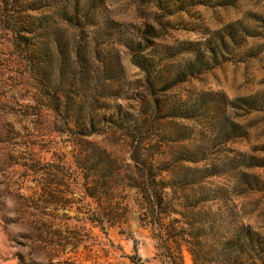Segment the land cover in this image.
<instances>
[{
    "label": "rangeland",
    "instance_id": "rangeland-1",
    "mask_svg": "<svg viewBox=\"0 0 264 264\" xmlns=\"http://www.w3.org/2000/svg\"><path fill=\"white\" fill-rule=\"evenodd\" d=\"M85 50L112 87L92 135L53 101ZM199 233L264 264V0H0V264H217Z\"/></svg>",
    "mask_w": 264,
    "mask_h": 264
},
{
    "label": "trees",
    "instance_id": "trees-1",
    "mask_svg": "<svg viewBox=\"0 0 264 264\" xmlns=\"http://www.w3.org/2000/svg\"><path fill=\"white\" fill-rule=\"evenodd\" d=\"M92 43V41L88 40L85 44H86V49H88L89 44ZM84 54L86 56L83 57V59L81 58L78 62V67L81 68L80 73L77 74V76L81 77V80L83 81L84 86L81 88L82 92H81V101L79 102L77 107H73L69 101L70 104H67V102H65V98H70V96H63L61 93L57 92V95L55 98H53L54 104H55V109L60 113L61 117H65L66 113H74L77 117L82 118L81 119V127L82 130L84 131L83 133L85 135H92L93 134V129L96 127V125L102 120L101 118L105 119L106 118V114H103V111H105V109H109L108 106L105 105H101V101L102 99H105V97H107L108 95H111L112 92V87L107 86L105 89H103L102 87H89V80H88V76H91V74L93 73V67H97L96 64H93L91 61H93L90 57L87 58V55H89V51L85 50ZM38 56L43 57L42 62H44L46 59L44 56V52L43 49L41 48L40 51L38 50L37 53ZM41 62V61H40ZM94 62V61H93ZM115 62L118 66V68L123 70L122 64L120 62V59L117 58L115 59ZM95 63V62H94ZM147 63V64H146ZM146 63L143 62L141 63V66L146 69L150 76H149V83L151 85V87L156 88L159 85V82L155 81L154 78H152V67L149 66L151 64H149V60H146ZM35 65V64H34ZM42 65V64H40ZM99 68H96L95 71H97V76L100 83L101 84H105L107 82V78L105 77L104 71L102 70H98ZM105 69H108V66L105 67ZM34 74L37 76V78L42 80V75H43V66H35L34 67ZM168 77L164 76L163 74H160L157 79L159 81H162L163 79L166 81ZM89 82V83H88ZM41 86L43 87V89H47L45 84L42 82ZM46 91V90H45ZM67 104V106H66ZM177 106H174L173 109H176ZM183 108L186 109L187 111V106H184ZM67 114V115H68ZM183 117H188L187 112H182ZM68 122H70V120H66ZM91 128V130L89 129ZM179 158V156H178ZM173 163L175 162L177 165H179V169L183 168V170H187V173L183 174V176L185 175L186 178H188L191 173V166L190 164L192 163H196V162H200L202 161L200 157H198V159L190 156V154H184L183 156H180V158L177 160L176 156L173 158ZM147 170L149 171L148 174H150L149 179H153L154 174H152V169L150 168V166H146ZM171 180L174 181L178 175L179 170H171ZM152 174V175H151ZM193 174V173H192ZM147 192L150 194V196H153V192H151V188L150 186L147 189ZM156 197H158V204L157 205V209H161L162 205H164V197L163 196H159L156 194ZM192 235H188L186 236V240L184 243H182V245H180V253H182L183 251V246L187 245L189 249H191V251L193 252V254L197 253L195 252V249L193 247V243H192ZM194 237V236H193ZM197 239L199 241V243H201L202 241L206 242L207 244H209L210 242H214L216 241L218 244V251H216V261H212L215 262L217 264H244V257H245V244H248V236H242L240 234H228L222 238H219L217 236H210V235H206V234H198L196 237H194V239ZM205 239V240H204ZM196 255V254H195ZM206 255H208V252H205L203 255L202 254H197L196 258H195V264H199L198 261L199 260H203L202 264H207V262L209 261L206 258ZM173 259H177L176 256L172 255ZM180 262H176L177 264H185L184 262V258L183 256L179 258Z\"/></svg>",
    "mask_w": 264,
    "mask_h": 264
}]
</instances>
